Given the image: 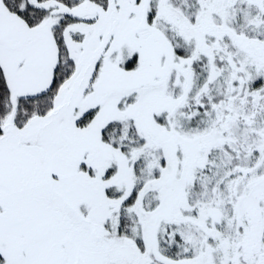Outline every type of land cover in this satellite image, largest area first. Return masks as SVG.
I'll use <instances>...</instances> for the list:
<instances>
[{"label":"snow or ice","instance_id":"snow-or-ice-1","mask_svg":"<svg viewBox=\"0 0 264 264\" xmlns=\"http://www.w3.org/2000/svg\"><path fill=\"white\" fill-rule=\"evenodd\" d=\"M0 264H264V0H0Z\"/></svg>","mask_w":264,"mask_h":264}]
</instances>
